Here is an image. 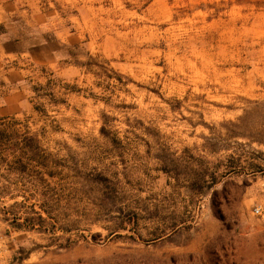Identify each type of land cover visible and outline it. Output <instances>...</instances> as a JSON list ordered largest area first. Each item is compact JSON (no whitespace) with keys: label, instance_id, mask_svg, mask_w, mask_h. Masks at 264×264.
<instances>
[{"label":"rangeland","instance_id":"obj_1","mask_svg":"<svg viewBox=\"0 0 264 264\" xmlns=\"http://www.w3.org/2000/svg\"><path fill=\"white\" fill-rule=\"evenodd\" d=\"M0 42V116L40 141L53 174L0 165L7 264H264V0H0ZM48 77L62 101L38 112L31 86ZM104 121L119 145L100 134ZM62 168L116 174L135 239L114 231L115 203L100 210L92 185L61 215L76 220L72 247L58 246V229L15 227L28 182L35 209L47 192L58 215ZM206 172L218 183L189 191Z\"/></svg>","mask_w":264,"mask_h":264},{"label":"trees","instance_id":"obj_2","mask_svg":"<svg viewBox=\"0 0 264 264\" xmlns=\"http://www.w3.org/2000/svg\"><path fill=\"white\" fill-rule=\"evenodd\" d=\"M31 90L35 95L32 97L33 108L38 112H46L43 104L38 102L40 100L45 99L51 104H56L62 101L55 95L52 79L50 77L46 79L45 83L32 84ZM99 132L112 145H119L120 142L118 137L111 133L110 129L106 126L105 121L102 122ZM28 133L27 130L21 132V130L8 125L6 118L0 116V165L4 166L7 172H10L11 174H24L29 176L31 173L35 172L47 176L53 175L47 168V159L45 158L44 160L41 158L42 156L39 155V150L41 148L40 141L34 135ZM160 159L162 161L161 169L166 173H170L165 157L162 156ZM248 165L250 166L251 172L263 170L260 164ZM209 173L210 178H206L208 177L206 172V175L200 174L198 178L190 179L187 184L188 190L202 194L207 189L213 188L219 180L214 172ZM55 175L60 177L58 182H56L57 191L55 192V206L58 210V217L51 216V210L49 208L50 196L47 192L41 194V203L38 204L39 210L35 209L34 206L37 203L36 201H38L37 191L33 182H28L24 188V192L27 193L24 199L27 202L28 210L23 214V217L17 212L12 213L11 223L15 227L23 226L28 230H38L44 233L55 232V230L58 229L62 232L58 237L62 242H60L58 246L72 247L77 243L78 238H72L70 235L64 234L71 231L69 227L74 224L76 220L70 219L69 217L64 218V216L61 215L66 209H70L72 200L82 188L87 185H92L97 189V195L101 201L99 206L100 210H104L108 205L115 203L113 210L109 208V213L114 211V214L110 216L114 220L115 227L117 228H115L114 231H127V235L130 238L135 239V235H137L138 214L132 206L123 204V202L116 204L117 199L123 201L119 195L120 189L116 174H111L101 169L90 168H85L77 174L72 168H68L67 171H64V168H62L59 172H55ZM72 177H79V182L73 181ZM47 185L49 186L50 184ZM11 198H14V196H11ZM51 218L52 222L50 221ZM19 219H22L23 221L18 222ZM115 235L119 237L122 234L117 233ZM97 236H100V234H91L93 239ZM161 236L162 234L155 238ZM79 237L86 239L84 235H79ZM23 258H25V256L17 258V260L20 261Z\"/></svg>","mask_w":264,"mask_h":264},{"label":"built area","instance_id":"obj_3","mask_svg":"<svg viewBox=\"0 0 264 264\" xmlns=\"http://www.w3.org/2000/svg\"><path fill=\"white\" fill-rule=\"evenodd\" d=\"M253 213L255 215H261V207L257 206L253 210ZM11 248L9 236L0 234V264H7L10 261L9 252L11 251Z\"/></svg>","mask_w":264,"mask_h":264},{"label":"crops","instance_id":"obj_4","mask_svg":"<svg viewBox=\"0 0 264 264\" xmlns=\"http://www.w3.org/2000/svg\"><path fill=\"white\" fill-rule=\"evenodd\" d=\"M0 49H1V52H0V74L2 75V78L6 79V77L10 78L8 76V73H7V69H3L4 67H1V64H3V62H6L8 61V59L6 58L7 55H9V51H7V48H6V45L1 43L0 42Z\"/></svg>","mask_w":264,"mask_h":264}]
</instances>
